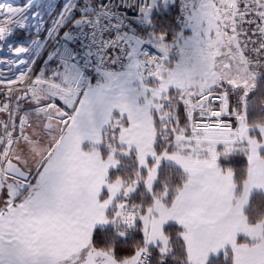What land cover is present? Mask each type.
<instances>
[{"label": "snow or ice", "instance_id": "snow-or-ice-1", "mask_svg": "<svg viewBox=\"0 0 264 264\" xmlns=\"http://www.w3.org/2000/svg\"><path fill=\"white\" fill-rule=\"evenodd\" d=\"M0 264H264V0L0 2Z\"/></svg>", "mask_w": 264, "mask_h": 264}, {"label": "rangeland", "instance_id": "rangeland-1", "mask_svg": "<svg viewBox=\"0 0 264 264\" xmlns=\"http://www.w3.org/2000/svg\"><path fill=\"white\" fill-rule=\"evenodd\" d=\"M16 0H3V1H0V2H11L13 4H18V3H14ZM24 0H20V3H23Z\"/></svg>", "mask_w": 264, "mask_h": 264}, {"label": "built area", "instance_id": "built-area-1", "mask_svg": "<svg viewBox=\"0 0 264 264\" xmlns=\"http://www.w3.org/2000/svg\"><path fill=\"white\" fill-rule=\"evenodd\" d=\"M0 1H3V0H0ZM14 3L21 4V3H20V0H16Z\"/></svg>", "mask_w": 264, "mask_h": 264}]
</instances>
